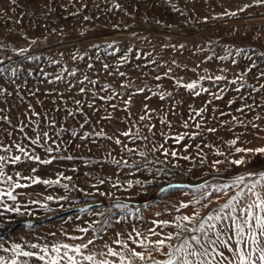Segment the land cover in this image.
<instances>
[{"label": "rangeland", "instance_id": "1", "mask_svg": "<svg viewBox=\"0 0 264 264\" xmlns=\"http://www.w3.org/2000/svg\"><path fill=\"white\" fill-rule=\"evenodd\" d=\"M232 12L236 15H226ZM109 44L113 47H107ZM21 48L27 51L18 54ZM129 49L141 58L136 59ZM238 50L243 52L237 54ZM125 54L128 62L122 59ZM262 54L264 5H257L255 0H0V149H11L7 153L0 150V156L21 155V162L6 163L4 172L14 182L30 184L16 189L15 204L3 198L9 206L19 205L25 214L6 212L0 216V244L11 248L12 243H20L28 250L26 244L37 242V237L42 238L41 244L72 245L82 241L68 237L82 236L85 242L94 239L95 245L89 248L99 253L106 251L105 241L117 247L112 243L117 233H123L120 239L130 244L128 234L135 236L133 228L151 240L156 237L148 232L149 228L164 233L172 230L156 227L153 220L174 222L178 216L195 212L201 217L214 214L236 189L205 200L194 191L199 185L208 181L215 187L246 171L264 170V154L236 153L228 143L239 136L235 147H264ZM226 55V60L219 59ZM253 61L257 67L248 72ZM104 64L109 67L105 69ZM156 75L162 79L156 80ZM209 76L226 79L214 82ZM233 80L235 84L229 83ZM178 81L182 85L195 82L198 87L188 90L178 86ZM140 88L144 92L138 93ZM110 96L113 99H100ZM253 123L259 125V130L252 128ZM149 125H155V136ZM209 127L216 131L208 132ZM40 131H47L59 149L49 154L25 138L35 137ZM123 132L129 135H121ZM178 133L194 138L185 136L176 143ZM81 134L87 138H81ZM116 139L122 143L117 145ZM15 144L29 153L35 149L36 155L52 159V163L27 160ZM124 144L136 151L128 153ZM160 145L164 147L154 153L160 161L166 159L161 155L164 150L189 159L168 157L166 165L148 164L137 169V163L144 165L140 152L153 160L151 150ZM69 156L73 159H67ZM240 158L250 163L238 167L228 163ZM216 160L221 161L215 166L219 172L213 168ZM32 168L36 171L31 172ZM17 171L59 183L31 184L19 180ZM136 180L141 184L137 185ZM8 186L0 182V190ZM48 196L53 199L47 200ZM62 196L68 199L60 200ZM197 199L201 202L196 203ZM181 203H188L189 208H181ZM118 204L128 207L121 210ZM80 228L88 229L87 233L80 232ZM0 256L8 258L9 253L0 251ZM28 264L38 262L28 260Z\"/></svg>", "mask_w": 264, "mask_h": 264}, {"label": "snow or ice", "instance_id": "2", "mask_svg": "<svg viewBox=\"0 0 264 264\" xmlns=\"http://www.w3.org/2000/svg\"><path fill=\"white\" fill-rule=\"evenodd\" d=\"M255 3L257 5H264V0H255ZM249 6L250 5H245V8ZM117 7H119V5H117ZM176 10L178 11L179 9ZM240 10L243 11L244 9L242 8ZM226 15L234 16L236 13H226ZM85 19H87V17ZM33 43H35V41H33ZM107 47L111 48L113 45L109 44ZM180 47H183V45ZM26 51L27 49L21 48L18 54H24ZM128 52L132 53L136 59L141 58L139 55L133 53L132 49H129ZM242 52L243 50H238L237 54H241ZM228 55H231V50L228 51ZM82 58L83 57H81V59ZM97 58L99 59V57ZM211 58L212 57H209L208 59ZM227 58V55L219 57L221 60H226ZM122 59L124 62H128V55L125 54ZM249 59H251V57H249ZM2 63L3 60H0V64ZM173 63H175V61H173ZM88 66L92 67V65ZM108 67V64H104L105 69ZM255 67H257V65L253 61L247 71L251 72L252 68ZM0 71H2V69H0ZM170 71L171 69H169V72ZM221 71H223V69ZM72 74L74 75L75 73L73 72ZM246 74L247 73H245V75ZM119 75L124 76L125 73L119 72ZM165 75H167V73H165ZM260 75L261 77H264V72H261ZM207 78L213 80L214 82L226 79L224 76H209ZM57 79H60V77H57ZM84 79L88 80L87 77ZM155 79L161 80L162 77L160 75H156ZM201 79H204V77H201ZM81 83H83V81H81ZM89 83L95 85L96 82L89 81ZM229 83L235 84L236 81L233 80ZM178 86L186 87L188 90H195L198 87L195 82L182 85L179 84V81ZM121 87L126 88L128 85H121ZM261 87H264V84H262ZM254 90L258 91V89ZM149 91H151V89H149ZM201 91L208 92L209 90L207 88H202ZM223 91L224 89L221 88L220 92ZM236 91H240V88H237ZM80 92L83 93L84 89L81 88ZM137 92L142 93L144 92V89H137ZM153 94L155 95L156 93ZM195 94L199 95L200 91H196ZM168 95H171V93ZM214 95L216 99H222V96L219 94ZM148 98L150 97H146V99ZM100 99L111 100L113 97H101ZM160 99L164 100L165 96L160 94ZM76 103L79 105L80 101H76ZM125 103L128 104L130 101L126 100ZM229 103H231V101ZM89 106L91 107V105ZM112 107L115 108L116 105H112ZM145 109L147 110L146 105ZM237 111L243 112L244 108H238ZM200 114L201 112H197V115ZM69 115H71V113H69ZM221 115H224V113H221ZM140 119L144 120L145 117L141 116ZM233 119L236 120L235 117H233ZM256 119H259V117H256ZM85 123H87V119L85 120ZM161 123L167 124L168 122L161 120ZM238 123L243 125L245 128L248 127V125L243 124V121H238ZM50 126L54 127L55 125L50 122ZM168 126L170 127V124ZM251 126L252 128L259 130V125L253 123ZM81 127H83V125H81ZM184 127H188L187 122H185ZM196 127L200 128L201 125L197 124ZM154 128L155 125L148 126V129L152 132L153 136H155V132L153 131ZM21 131H23V129H21ZM64 131H66V129ZM207 131L210 133L215 132L216 128L209 127L207 128ZM163 134L164 133H161V135ZM57 135H59V133H57ZM73 135H75V133H73ZM99 135H103V133H99ZM121 135L127 136L129 133L123 132ZM185 136L194 138V135L192 134L178 133L174 139L176 143H180L185 139ZM25 138L30 140L31 145L42 148L49 154L58 150L60 147V145L49 136L47 131H40L35 137ZM81 138L87 137L84 136V134H81ZM143 139L147 140L148 137L145 136ZM239 139V136H237L235 139L228 141L229 145L234 147L236 153H244L246 155L251 154L253 156L264 154V147H235ZM49 140H52V144H49ZM115 143L120 145L122 141L116 139ZM242 143H250V141H243ZM53 144L55 147L52 146ZM15 147L17 151L27 160L38 162L40 164L52 163V159H42L39 155H36L35 149H33L32 153H29L26 148L20 144H15ZM163 147L164 145L153 147L151 150L153 153V160H148L147 154L145 152H140V155L144 157V165L137 163L135 165L136 168L139 169L141 167H146L148 164L166 165L169 162L167 159L168 157L173 159H189L187 155L180 157L175 151L164 150L161 152V155L165 156L166 159L164 161H160L155 158L154 153L160 152ZM196 147L199 148V145ZM205 147H210V145H205ZM124 148L128 153H134L136 151L134 148H129L127 144H124ZM0 150L6 153L11 151L9 147H3ZM184 151H187V147L184 148ZM216 154L223 155V153L220 152H217ZM67 159H73V157L69 156ZM8 162H11L12 164L21 162V155L8 157L0 156V182L7 183L9 185L8 189L0 190V206L3 207V211H0V216H3L6 212H13L16 215H24L25 213L21 212V207L19 205L14 207L9 206L5 204L3 199L4 197H7L8 201H12L15 204L18 194L14 195L13 193L16 189L27 188L30 186V184L14 182L13 177L4 172L5 164ZM117 163L120 162L117 161ZM220 163L221 161L219 160L213 162V168L217 172H219V170L216 169L215 166ZM228 163L238 167L240 165L250 163V161L240 158L230 160ZM123 164L127 167H131L127 160H123ZM174 167H176V165H174ZM30 171L35 172L36 169L32 168ZM15 175L19 180L30 181L31 184L42 183L44 185L51 186L59 183V180H41L39 177L32 176L31 174L24 176L20 171H17ZM101 183H104V181L102 180ZM135 183L140 185L141 181L136 180ZM113 186L118 187L117 185ZM132 186V183L129 182L128 188H131ZM169 187H179V185H169ZM209 188H211V191H208ZM232 189H236L235 193L231 195L224 204L215 209L214 214L210 213L206 217H201L198 212H195L193 215L178 216L175 218L174 222H169L168 220L157 222L153 220L152 224L156 225L158 228L172 229L164 233L162 231H156V228H149L148 232L151 233L152 236L156 237L155 240L149 239L148 236H145L143 233L133 228L135 236L133 237L132 233L128 234V240L132 245L131 247L129 243H125L120 239L123 233H117L116 239L112 242L117 247L113 248L107 243V241H105L103 248L106 249V251L102 250L97 253L89 248L90 245H95L96 243V241L92 238H89L85 242L84 237L82 236H71L68 237V239L81 240L82 243L70 245L68 243L61 242H45L41 244L39 241L42 238L37 237V242H28L26 244V248L28 250H25L20 243H12L11 248L4 247L3 244H0V251L9 253L8 258L0 256V264H28V260H33L38 262V264H136V261H139L140 264H264V170L259 172L246 171L244 174L235 175L228 181L216 184L215 187L210 185L208 181H205L194 191L200 193L202 198L207 200L213 194L218 196L228 195L229 191ZM162 191L164 190L162 189ZM101 195H104V193H101ZM46 199L52 200L53 197L48 196ZM59 199L67 200L68 197L62 196ZM200 202V199L196 200V203ZM24 207L26 208L27 206L25 205ZM117 207L124 210L128 207V205L118 204ZM180 207L187 209L189 208V204L181 203ZM80 211L86 212L87 209H80ZM100 215H103V213H100ZM29 227H31V225H29ZM78 230L83 233H87L88 231V229L85 228H80ZM51 235H54V233ZM137 248L140 250L137 251ZM157 256L162 257V259H157ZM21 257L27 259L21 261L19 259ZM106 257H111L112 259L110 260Z\"/></svg>", "mask_w": 264, "mask_h": 264}]
</instances>
